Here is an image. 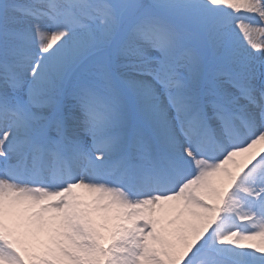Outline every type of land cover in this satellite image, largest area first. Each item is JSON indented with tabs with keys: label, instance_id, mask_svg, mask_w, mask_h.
Returning a JSON list of instances; mask_svg holds the SVG:
<instances>
[{
	"label": "snow or ice",
	"instance_id": "obj_1",
	"mask_svg": "<svg viewBox=\"0 0 264 264\" xmlns=\"http://www.w3.org/2000/svg\"><path fill=\"white\" fill-rule=\"evenodd\" d=\"M0 264H264V0H0Z\"/></svg>",
	"mask_w": 264,
	"mask_h": 264
},
{
	"label": "rangeland",
	"instance_id": "obj_2",
	"mask_svg": "<svg viewBox=\"0 0 264 264\" xmlns=\"http://www.w3.org/2000/svg\"><path fill=\"white\" fill-rule=\"evenodd\" d=\"M241 39V41H243V37H239ZM77 192L80 194V195H86L85 193H83V190H77Z\"/></svg>",
	"mask_w": 264,
	"mask_h": 264
}]
</instances>
